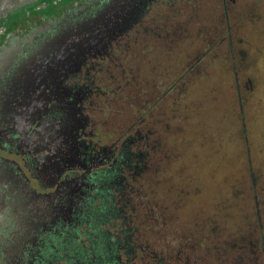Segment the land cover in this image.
I'll list each match as a JSON object with an SVG mask.
<instances>
[{
	"label": "flooded vegetation",
	"instance_id": "1",
	"mask_svg": "<svg viewBox=\"0 0 264 264\" xmlns=\"http://www.w3.org/2000/svg\"><path fill=\"white\" fill-rule=\"evenodd\" d=\"M45 1L0 19V264H264L260 197L235 227L127 213L149 163L168 187V60L203 0Z\"/></svg>",
	"mask_w": 264,
	"mask_h": 264
},
{
	"label": "rangeland",
	"instance_id": "2",
	"mask_svg": "<svg viewBox=\"0 0 264 264\" xmlns=\"http://www.w3.org/2000/svg\"><path fill=\"white\" fill-rule=\"evenodd\" d=\"M241 1L244 6L229 7L233 44L245 59L238 76L233 74L223 44L205 58L202 71L183 86L180 96L167 100L172 158L163 175L183 194L173 206L167 188L159 189L153 198L173 213L179 226H188L196 217L208 220L217 215L219 220L230 219L229 226L235 227L257 212L254 193L260 186L252 187L250 169L259 175L258 183L264 188V0ZM187 8L185 21L195 16L184 26L192 34L189 42L198 29L210 31L221 14V7L211 0ZM200 40L191 41L182 52L169 50L175 52L168 60L170 73L199 51ZM234 187L243 194L235 196ZM260 199L264 210V198Z\"/></svg>",
	"mask_w": 264,
	"mask_h": 264
},
{
	"label": "trees",
	"instance_id": "3",
	"mask_svg": "<svg viewBox=\"0 0 264 264\" xmlns=\"http://www.w3.org/2000/svg\"><path fill=\"white\" fill-rule=\"evenodd\" d=\"M247 15H251V11L247 12ZM232 11L229 7H221V14L217 18L216 22L212 27L210 28V31L208 33H205L201 36L200 40V46L198 48V52L190 57L189 59L185 60L183 63V72L179 75H175L172 79L169 80V88H168V97L170 99L172 97H178L181 94V91L183 89V86L186 85L194 76L199 73L201 70V67L203 66V63L205 62V58L210 55V53L222 48L221 46L223 44L227 45L226 48V56L229 59V61L232 64L233 74L234 76H238L239 71L244 67V54L242 51L235 48V45L233 44L231 30H232ZM234 25V24H233ZM237 99L239 100V103H243L244 99L240 93V91L236 92ZM160 148L157 146V158L160 156L159 154ZM172 151H169L168 157L172 158ZM158 165V164H157ZM249 178L251 181L252 187L256 188L257 186H260V190L256 189L254 196L264 198V188L263 185L259 184V175L256 172H253L251 169L249 171ZM161 176H160V170L157 169L155 162L152 164H148V170L141 176V178H138V185H137V192L134 194V201L135 203L133 206L129 208V211L127 212L129 215L132 214V218L137 220L138 211L142 210L143 212L149 214L148 218H160L163 212H167L166 210H162L161 205L159 202L154 201V194L159 189H162L161 184ZM167 189L170 190V196H173V201L171 202V206L176 204V199L179 198V196H182L183 191L180 188L171 186L168 184L167 180ZM252 188V190H253ZM165 190V188H164ZM234 194L235 196L239 195L241 196L242 191H239L238 188L234 187ZM169 200V198H168ZM141 203V207L139 208V204ZM132 208V210H131ZM137 217V218H136ZM257 217L255 218V221H257ZM207 221V220H205ZM211 227L213 228L216 233L220 232V229L222 228L221 224H214L210 223ZM141 227V226H136ZM161 227V226H160ZM250 228H259L260 225H258V222L254 225L249 226ZM253 233V232H252ZM251 233V234H252ZM253 244V241H250L249 239L246 241V244ZM237 244H242V242H239ZM237 246V245H236ZM219 248V247H218Z\"/></svg>",
	"mask_w": 264,
	"mask_h": 264
},
{
	"label": "water",
	"instance_id": "4",
	"mask_svg": "<svg viewBox=\"0 0 264 264\" xmlns=\"http://www.w3.org/2000/svg\"><path fill=\"white\" fill-rule=\"evenodd\" d=\"M37 0H0V19L20 6L36 2Z\"/></svg>",
	"mask_w": 264,
	"mask_h": 264
}]
</instances>
